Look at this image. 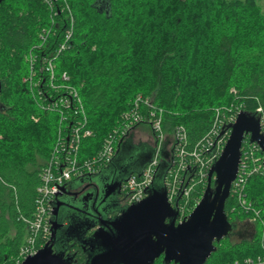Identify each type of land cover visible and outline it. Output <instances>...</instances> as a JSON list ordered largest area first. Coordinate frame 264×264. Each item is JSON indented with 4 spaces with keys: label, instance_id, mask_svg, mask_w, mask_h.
<instances>
[{
    "label": "trees",
    "instance_id": "1",
    "mask_svg": "<svg viewBox=\"0 0 264 264\" xmlns=\"http://www.w3.org/2000/svg\"><path fill=\"white\" fill-rule=\"evenodd\" d=\"M68 2L73 34L54 65L57 77L68 74L78 90L94 134L82 140L81 160L103 148L138 97L164 111L167 138L177 126L186 128L189 150L211 132L218 107L236 104L252 114L262 108L264 116L260 0ZM62 3L55 15L43 0H0V264H17L28 238L26 220L36 212L41 173L57 143L60 116L43 110L35 95L41 91L57 99L42 61L54 58L64 41L68 13ZM205 190L197 189L187 200L192 208ZM246 193L260 218L252 222L255 215L242 210L232 195L226 213L232 224L250 222L253 231L237 244L230 237L216 243L218 250L206 264L264 256V235L257 234V226L264 225V177H250ZM36 236L39 247L43 240ZM72 253L78 264L85 262L80 246ZM155 264H165L163 257Z\"/></svg>",
    "mask_w": 264,
    "mask_h": 264
},
{
    "label": "water",
    "instance_id": "2",
    "mask_svg": "<svg viewBox=\"0 0 264 264\" xmlns=\"http://www.w3.org/2000/svg\"><path fill=\"white\" fill-rule=\"evenodd\" d=\"M246 136L264 154L260 117L256 113L242 111L232 125L221 157L210 170L202 199L182 222H177L178 212L168 201L165 181L163 189L155 186L159 168L167 166L166 173L168 169L163 152L161 156L165 164L158 168L152 186L146 191L147 197L130 206L110 202L103 207L100 204L98 212L91 209L98 218L97 225L86 224L83 216H89L79 209L80 204L79 208H73L62 199L81 188L90 195L102 191L104 200L115 193H122V181L110 170L114 168V159L99 172L61 187L52 203L50 240L22 264H78L77 253H67L76 245L84 250V264H155L161 257L165 264H206L218 250L216 243L230 237L235 228L227 216L226 203L238 175ZM124 144L127 142L120 143L117 155ZM152 155L153 152L142 165L149 164ZM138 168L134 166L131 174ZM67 210L77 215H68ZM65 221L67 225H64Z\"/></svg>",
    "mask_w": 264,
    "mask_h": 264
},
{
    "label": "built area",
    "instance_id": "3",
    "mask_svg": "<svg viewBox=\"0 0 264 264\" xmlns=\"http://www.w3.org/2000/svg\"><path fill=\"white\" fill-rule=\"evenodd\" d=\"M58 1L60 0L52 3V10L55 9ZM72 34L73 28L65 33L64 41L56 51L55 57L42 61V65H47L45 70L49 74V87L57 95V99L50 100L54 99L52 94L49 98L47 94L40 91V95H44L49 101L47 105L41 104L40 107L43 110L57 112L60 116V126L51 159L41 173V185L38 188L39 198L34 219L26 220L28 238L21 250L17 264H22L27 257L35 255L44 246L39 248L37 245L36 235L38 233L41 234V238L45 242L50 240L52 235V203L61 187L68 186L74 179L95 174L102 167L111 163L120 143L133 132L138 123H149L160 145L156 148L154 158L145 166L141 175L133 177L125 183L122 192L127 206L144 200L147 197L146 191L152 186L158 170L160 149L168 139L163 129L164 111L161 108H156L150 100L139 97L135 101L134 108L122 114L119 127L114 129L106 138L103 148L90 159H80L79 152L82 140L92 137L94 134L88 128L89 121L86 109L78 90L70 85L68 74L63 73L60 78L57 77L54 65V60L58 54L68 47ZM44 81L46 80L44 79ZM232 91L236 93L235 90ZM240 112H242L241 107L235 105L229 108L216 109L213 129L192 150L188 149L190 143L186 128L177 126L174 129L171 137L172 148L169 160L171 167L165 177V187L169 203L176 207L180 213L177 222L185 220L199 204L200 201H197L192 208L187 200L192 197L197 189L207 188L210 170L221 157L231 135L232 125L236 123ZM257 115L260 117L262 133H264L262 108L257 109ZM34 121L37 122L38 119L34 118ZM247 139L248 145L243 148L238 175L232 184L231 195L236 198L242 210L247 213L252 212L255 215L252 219L253 222L260 218V212L252 209V205L248 202L246 186L250 177L255 175L264 177V154L257 144L251 143L249 136ZM235 264H264V256L256 259L248 258L242 262L237 261Z\"/></svg>",
    "mask_w": 264,
    "mask_h": 264
},
{
    "label": "rangeland",
    "instance_id": "4",
    "mask_svg": "<svg viewBox=\"0 0 264 264\" xmlns=\"http://www.w3.org/2000/svg\"><path fill=\"white\" fill-rule=\"evenodd\" d=\"M64 1V0H62ZM58 4V3H57ZM62 5L64 6V8L67 9V13H68V27L66 28V32L73 28L72 26L74 25V14L72 12L71 6L68 2V0H65ZM260 5L264 10V0H260ZM50 12L52 11L53 14L56 15V11H58V8L56 6V10H52L51 8H49ZM72 20H73V24H72ZM56 26L58 24H55ZM65 32V33H66ZM49 34V33H48ZM62 83L66 84L64 81H62ZM35 99L38 103V105L43 104V101L46 99L44 95H40V92H37V94L35 95ZM236 105V104H235ZM223 107H231L230 105H226ZM219 108V107H218ZM143 125V124H142ZM140 127V126H139ZM136 129V128H135ZM142 135H143V142H141V140H138V138H132L130 140L127 141V144H124V146L122 147L121 151L119 152V154L115 155L114 158V168L115 169H119L121 168L128 160V157L134 153H138L141 150H148L150 153L153 152V148H152V144L154 143V147L157 148V144H156V139L155 136L153 134V131L151 129V127H149L148 125H144L142 127ZM135 130H133L132 133H134ZM93 137V136H92ZM137 137V135H136ZM90 138V137H88ZM144 141H146L147 143H145ZM151 145H150V144ZM171 147V146H170ZM81 150V147H80ZM119 148L116 149V153L118 152ZM141 161V160H140ZM143 167L142 164L139 165L138 169H141ZM112 168V169H114ZM165 175H166V167L165 165H162L161 168H159V171L156 175V179H155V186L158 189H163L164 188V181H165ZM77 179H75L76 181ZM231 219H235L236 215H231L230 217ZM241 221H245L246 219L244 217H240ZM235 230H233L234 232L231 234L230 236V241L232 243H240L242 242L243 239H246L250 236V231H253V227L252 224H250V222H242V223H235ZM250 229L249 231L245 232L246 235H248L247 237H243L241 236L239 232L240 230H247ZM250 232V233H249ZM264 225L261 226H257V234H258V238L262 237L264 234ZM225 240V239H224ZM228 241H224L225 244H230ZM44 247V246H43ZM235 264V263H234Z\"/></svg>",
    "mask_w": 264,
    "mask_h": 264
},
{
    "label": "flooded vegetation",
    "instance_id": "5",
    "mask_svg": "<svg viewBox=\"0 0 264 264\" xmlns=\"http://www.w3.org/2000/svg\"><path fill=\"white\" fill-rule=\"evenodd\" d=\"M151 154L152 153H150L148 150H141L138 153H134V154L130 155L127 159L128 161L121 168H119V169L114 168V170H112L110 168V170H111V172H114L117 174V179L122 181V187H123V185L128 181L127 178L131 175V172H130L131 169H133L134 166H139L140 164L146 162L148 159H150ZM162 164H165V161L163 160L162 157H160L158 168ZM99 193H100V195H99ZM62 200H64L70 207H73V208H75V207L79 208L80 207L79 204H80L81 208H79V209L89 216V217L83 216L85 221H87L86 222L87 225H97L98 224V222H97L98 218L95 214L92 213L91 209L95 210V211H97V210L99 211L98 206H100V204H102V206H100V207L107 206V204H109L110 202H112L113 204H124V205H126V203L124 201V193L123 192L120 194L115 193L113 196H110L109 198L104 200V197L102 195V191L101 192L99 191L98 193H94V194L90 195L87 192V190H85L83 188L78 189V190H73V192L70 196H65ZM104 202H106V203H104ZM67 214L68 215H70V214L77 215L75 212L73 213L72 211H69V210H67ZM114 215H117V214H114ZM64 225H67V221L64 222ZM249 230L250 229L240 230L239 232H242V233H240L241 236L247 237L248 235H246L245 232H247ZM91 233L92 232H90V234ZM87 248L89 250L92 249L91 247H87ZM72 251H73V248L68 249L67 253L73 254ZM82 264H84V262Z\"/></svg>",
    "mask_w": 264,
    "mask_h": 264
},
{
    "label": "crops",
    "instance_id": "6",
    "mask_svg": "<svg viewBox=\"0 0 264 264\" xmlns=\"http://www.w3.org/2000/svg\"><path fill=\"white\" fill-rule=\"evenodd\" d=\"M142 127L143 126H140V127H138V128H136L135 129V131H134V133H131L123 142H127V140L128 139H132V138H138L139 137V139L138 140H141V142H143V135H142ZM136 135H137V137H136ZM145 143H147L146 141H144ZM150 144V143H149ZM151 145V144H150ZM171 138H168L167 139V141L162 145V147H161V149H160V154L163 152V154H164V156H165V158H166V160H167V163L169 162V160H170V155H171ZM152 148H153V155H152V158L154 157V155L156 154V149H155V147H154V143L152 144ZM151 158V159H152ZM167 167V166H166ZM145 168V165H143V167L141 168V169H138L137 171H136V173L137 174H140L142 171H143V169ZM102 170V169H101ZM75 182V179L74 180H72L70 183H69V185L70 184H72V183H74Z\"/></svg>",
    "mask_w": 264,
    "mask_h": 264
},
{
    "label": "bare ground",
    "instance_id": "7",
    "mask_svg": "<svg viewBox=\"0 0 264 264\" xmlns=\"http://www.w3.org/2000/svg\"><path fill=\"white\" fill-rule=\"evenodd\" d=\"M57 0H47V1H43L46 5H48V7L49 8H51L52 9V3H55ZM60 1H62V0H60ZM65 1V0H64ZM64 1H62V2H64ZM58 3H59V1H58ZM56 6H57V4H56ZM54 10H56V7H55V9ZM139 98V97H138ZM227 108V107H226ZM229 108V107H228ZM140 124H148L149 125V127H151V125L149 124V123H138L137 125H140ZM137 125L135 126V127H137ZM151 129H152V127H151ZM135 130V129H134ZM152 131H153V129H152ZM165 133V132H164ZM153 134H154V136H155V139H156V144H157V146H159L160 145V142H159V140L157 139V136L155 135V133L153 132ZM247 138V136L245 137V139ZM85 139V138H84ZM244 139V141H243V144H244V142H246V140ZM244 146L242 145V148H243ZM171 148H172V142H171ZM156 149V148H155ZM155 156V155H154ZM160 157H162L161 156V154H160ZM154 158V157H153ZM152 158V159H153ZM106 166H108V165H105L104 167H102V169L103 168H105ZM170 167H171V162H168V169H167V172L169 171V169H170ZM142 173V172H141ZM167 174V173H166ZM139 176V174H137L136 173V171H134V172H132V174L127 178L128 179V181L131 179V178H133V177H138ZM127 181V182H128ZM126 182V183H127ZM69 185V184H68ZM122 190H123V187H122ZM172 206V205H171ZM172 208L173 209H175L177 212H178V215H180V213H179V211H178V209L176 208V207H174V206H172ZM51 238V237H50ZM43 240V239H42ZM44 242H45V240H43V242L39 245V248L44 244ZM241 262V261H240ZM236 263V262H235Z\"/></svg>",
    "mask_w": 264,
    "mask_h": 264
}]
</instances>
